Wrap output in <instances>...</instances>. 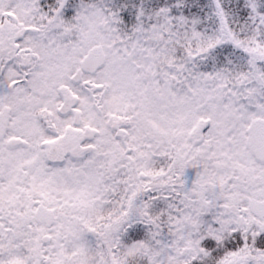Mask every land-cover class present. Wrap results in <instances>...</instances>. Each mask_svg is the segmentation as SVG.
Masks as SVG:
<instances>
[{
	"label": "snow or ice",
	"instance_id": "snow-or-ice-1",
	"mask_svg": "<svg viewBox=\"0 0 264 264\" xmlns=\"http://www.w3.org/2000/svg\"><path fill=\"white\" fill-rule=\"evenodd\" d=\"M0 264H264V0H0Z\"/></svg>",
	"mask_w": 264,
	"mask_h": 264
}]
</instances>
